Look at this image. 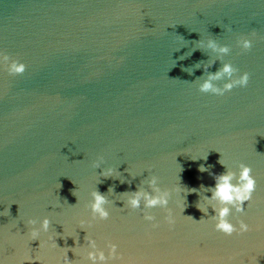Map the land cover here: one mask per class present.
<instances>
[{"label":"water","instance_id":"95a60500","mask_svg":"<svg viewBox=\"0 0 264 264\" xmlns=\"http://www.w3.org/2000/svg\"><path fill=\"white\" fill-rule=\"evenodd\" d=\"M249 32L252 47L242 52L235 39ZM205 37L229 46L223 59L249 73L245 87L196 91L203 71L194 66L215 59L196 47ZM0 51L25 65L16 76L0 69L4 264H62L73 246L67 235L83 243L78 221L88 218L94 188L107 196L109 215L86 232L100 246L117 245L114 264H244L253 255L264 264V0H0ZM219 155L233 170L246 164L255 179L237 214L248 232L213 231L195 207L198 192L184 197L181 214L173 201L183 203L184 193L170 198L171 226L159 208L148 210L152 227L139 209L121 207L120 193L146 174L162 188L212 186L197 166L222 173ZM104 167L119 175L99 176ZM43 216L49 229L37 247L24 221L38 227Z\"/></svg>","mask_w":264,"mask_h":264},{"label":"clouds","instance_id":"9594fccd","mask_svg":"<svg viewBox=\"0 0 264 264\" xmlns=\"http://www.w3.org/2000/svg\"><path fill=\"white\" fill-rule=\"evenodd\" d=\"M253 37L255 32H249L248 35H240L235 39V46L242 52H247L253 44ZM196 47L211 53L215 59H209L207 63L201 65L197 64L194 67H202V77L196 78L195 88L199 93H206L214 96H222L233 88H243L248 84L249 73L247 71H240L232 63L223 58L229 53L230 48L227 44L219 43L213 37H205L196 41ZM214 61H219V67L212 72L207 69L211 67ZM0 69H3L8 75H20L25 70V65L15 58L0 51ZM219 82V83H218ZM206 158V154L201 157ZM191 159H195L192 158ZM217 163L224 167V171L219 174H213L209 171L210 166L203 164L197 166V171L205 172L213 178V185L210 187L200 186L199 190L196 188H183L178 185H173L171 188L160 187L158 177L155 175L146 174L140 183L136 186L134 191L121 192L122 205L121 207L129 210L139 209L142 214V219L148 222L150 226L155 227L154 217L148 211L149 209L159 208L163 211V222L169 226L173 223L171 209L168 207L170 198L178 192L184 193L183 203L173 201L176 207L179 208L180 214L186 204L184 197L188 193L198 192L199 200L195 207L203 214L202 217L207 218L211 222L212 230L224 236H230L233 233L239 235L250 230L249 224L237 218V214L242 213L244 207L247 206L251 199V195L255 188V179L250 174L251 169L244 163H237L235 169L225 165L224 161L219 155ZM93 168L100 167L97 161L92 163ZM112 167H104L101 169L99 176L109 177L118 176ZM120 182L129 183L123 177ZM107 192H112V186H109ZM207 192L208 195H203ZM73 195L75 193L73 191ZM76 197V196H75ZM109 200L105 194L100 193L95 188L88 192V200L84 204L87 210L88 218L80 219L78 221L79 229L83 230V243L77 247L73 239V246L69 249L64 247L62 256V264H114L115 261L120 260V253L117 251V245L109 240L103 242V246L98 245L97 241L89 236L86 228L90 226L92 221H103L109 215L108 207ZM242 204L245 206L242 208ZM209 209L212 214L208 215ZM232 219H229V217ZM192 219L191 216H186ZM201 219V218H200ZM199 219V220H200ZM193 220V219H192ZM198 221V220H197ZM49 218L43 216L39 219L38 227L36 220L28 218L24 221L27 228V235L30 240H38V246H42V241L38 239L41 233H46L49 229ZM51 239V238H50ZM50 246H56L55 241ZM71 251L73 257L78 256L79 260H69L66 252ZM257 255L250 256L244 264H255ZM0 264H4L0 260Z\"/></svg>","mask_w":264,"mask_h":264}]
</instances>
